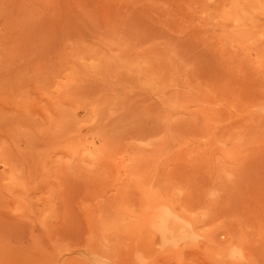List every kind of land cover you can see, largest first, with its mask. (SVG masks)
<instances>
[{
    "label": "rangeland",
    "instance_id": "obj_1",
    "mask_svg": "<svg viewBox=\"0 0 264 264\" xmlns=\"http://www.w3.org/2000/svg\"><path fill=\"white\" fill-rule=\"evenodd\" d=\"M0 264H264V0H0Z\"/></svg>",
    "mask_w": 264,
    "mask_h": 264
}]
</instances>
